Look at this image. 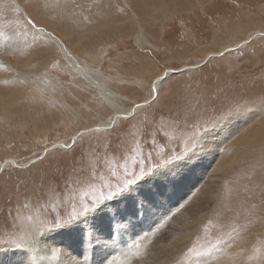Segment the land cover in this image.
<instances>
[{
    "label": "rangeland",
    "instance_id": "1",
    "mask_svg": "<svg viewBox=\"0 0 264 264\" xmlns=\"http://www.w3.org/2000/svg\"><path fill=\"white\" fill-rule=\"evenodd\" d=\"M187 2L0 0V264H264V35L247 40L264 0ZM103 87L134 110L111 123ZM216 130L221 180L182 214L208 178L167 199L193 173L169 166ZM158 175L146 195L166 204L140 191L120 208L140 216L76 224ZM28 224L39 240L26 247Z\"/></svg>",
    "mask_w": 264,
    "mask_h": 264
},
{
    "label": "bare ground",
    "instance_id": "2",
    "mask_svg": "<svg viewBox=\"0 0 264 264\" xmlns=\"http://www.w3.org/2000/svg\"><path fill=\"white\" fill-rule=\"evenodd\" d=\"M175 2L177 3V5L178 6H182V7H186L187 6V4H188V2H187V0H175ZM174 7H172V9L171 10H169V12H173L174 10ZM139 26V25H138ZM139 29H140V27H139ZM142 29L143 28H141L140 30H137L136 31V35H135V37L137 38V41L138 42H143V40L145 39L144 38V35H143V31H142ZM42 30H44V31H46V32H48L51 36H53V37H55L53 34H52V32H50V31H48V30H46V29H42ZM261 35H264V31L263 32H261V31H256V32H254V33H252V34H250L249 35V37L247 38V40H249V39H251V38H257L258 36H261ZM247 40L245 41L244 40V42L243 43H241V44H245L246 42H247ZM240 43H238V45H239ZM240 44V45H241ZM237 45V46H238ZM239 45V46H240ZM63 48H64V50L72 57V59L73 60H75V56L73 55V54H70V51H69V49L66 47V46H64L63 45ZM237 48V47H236ZM229 48H225V50L223 51V52H225L226 50H228ZM222 53V52H221ZM212 55H218V54H214V53H212V54H209L208 56H212ZM220 55V54H219ZM207 56V57H208ZM205 60V59H204ZM203 60V61H204ZM85 72L84 73H86V70H90V69H86L85 67H83L82 68ZM90 72V71H89ZM172 72H175V71H172ZM88 73V72H87ZM87 75V74H86ZM88 75H89V73H88ZM93 76V75H92ZM94 77H96V76H94ZM165 77V76H164ZM160 80V78L159 79H157L156 80V82L157 81H159ZM97 83L99 82V81H97V80H95ZM154 83V93H155V95L157 94L156 93V91H157V83ZM100 86V85H99ZM102 87V86H101ZM104 88V87H103ZM102 89V88H101ZM106 88H104V89H102V91L101 92H103V94L108 98V102L110 103V104H112V106H113V108H114V117L111 119V123H113V122H115L116 120H117V118L119 117V116H122V115H129V113H131L132 112V109H133V107H131L129 110H125L119 103H118V101H122L121 99H125V97H122V96H120V95H118V94H113L112 92L111 93H109V91L108 90H105ZM149 100V99H148ZM147 100V101H148ZM147 101H145V102H147ZM139 105V104H138ZM111 106V105H110ZM137 106V105H136ZM136 109V108H135ZM134 110V109H133ZM131 111V112H130ZM229 123V122H228ZM243 123H241L240 125H242ZM238 126H239V124H235L234 126H233V128H238ZM230 128V127H229ZM230 130H231V128H230ZM219 131V130H218ZM217 130L213 133L212 131H211V133L209 134V135H207V141H205V143H204V145H203V148L202 149H197V150H195V152L192 154V155H190V156H188L185 160H183L181 163H179V164H175V165H172V166H169V170H171L172 172L173 171H177V172H180L181 174H186V173H189V172H193V173H190L189 174V176L187 177V179L185 180V181H183V182H174L172 179L169 181V183L167 184V186H166V188H165V196H166V198L167 199H169V198H171V196H172V194H174V190H175V188H176V184H182V183H184V182H186V183H188V182H193L194 184H197V183H199V182H201L203 179H200L199 177H198V175H205L208 179L205 181V183H203L204 185L203 186H201L202 188L200 189V191H199V188H198V194L197 195H194L193 194V196H195V198L191 201V203L189 204V205H187V208L186 209H184V211H183V213L182 214H184V212H186V210L187 209H191V206L190 205H194V204H197V203H195L196 201H198L199 199H200V197H203L202 196V194L203 193H205V191H206V189L207 188H209V187H211V184L213 185V186H217V184L219 183V181L221 180V171L223 170V168H224V163H223V159H221V158H219L218 156H217V154H218V152L216 151V149H217V146L216 145H214V144H216V142L214 143V140L215 139H217V138H215V136H219V132H218ZM221 131V130H220ZM224 131H225V129H224ZM227 132V131H226ZM218 133V134H217ZM228 133V132H227ZM232 133V132H231ZM217 134V135H216ZM228 134H230V132L228 133ZM222 139H223V137H222ZM225 139V138H224ZM211 143H210V142ZM227 141V140H226ZM208 142V143H207ZM211 147H214L213 149H211ZM219 151V150H218ZM197 156H199V157H197ZM219 158V159H218ZM8 163H13V164H15L16 162L14 161V160H8L5 164H3L4 166L5 165H7ZM185 163H187L188 165H184V166H182L181 167V165H183V164H185ZM181 167V168H180ZM210 168H212V172H209L208 170L210 169ZM162 172H160L161 174L163 173V171L164 170H161ZM161 178V175H158V176H151V177H149V178H147V179H145V180H143L142 182H140L139 184H137V185H135V186H133V187H131V189L129 190V192H126V194L125 195H123V196H121V199H119V200H117V203H116V206H112V205H102L100 208H98V209H96L95 211H93L92 213L93 214H91L93 217V219H91V221L90 220H87V219H83V218H81L78 222H76V224H80L81 226H85V225H87V224H99L98 222H101L102 221V223H100L101 225H107L111 220H110V214H109V208L110 209H113V210H115L114 212H113V217H114V220L116 221V222H120V224H122L123 222H125V220H126V217L127 216H135V217H138V216H140L141 215V212L143 211L142 210V207H140L139 208V210H137L136 211V213H133V214H131V213H127L125 210H123V209H121L120 210V208H127V206L129 205V204H131V202H134L135 201V196H136V193L138 192H140L139 194H138V197L140 198V197H144L146 194H147V191H150V190H152L153 189V186H154V184L155 183H157V182H159V179ZM189 179V180H188ZM189 185V184H188ZM192 185V184H191ZM198 185H201V184H198ZM180 186V185H179ZM190 186V185H189ZM184 193V192H183ZM211 193V192H210ZM156 194H154V192L152 193V194H150V195H146L144 198H143V202L142 201H138L139 203H145V205H146V207H148V206H153V205H157V204H159V203H164V204H166V202L163 200V199H160V196L158 197V199L156 200ZM184 197V196H183ZM189 199V198H188ZM107 202V201H106ZM189 203V202H188ZM105 204V203H104ZM190 206V207H189ZM195 206V205H194ZM201 206V205H200ZM186 207V206H185ZM189 207V208H188ZM105 208V209H104ZM103 209V210H102ZM134 209V208H133ZM132 209V210H133ZM198 209H199V211H198ZM102 210V211H101ZM201 210H202V207H200V208H197V211L198 212H196L195 213V219H199V218H201L202 216L201 215H203L202 213H201ZM132 212V211H131ZM134 212V211H133ZM112 213V212H111ZM187 213V212H186ZM200 213H201V215H200ZM181 214V215H182ZM181 215H179V216H177L176 218H175V220L176 219H178ZM201 216V217H200ZM88 218H89V216H87ZM131 219H134V218H132V217H130V220ZM174 220V217H173V221H175ZM179 220V219H178ZM85 221H89V222H85ZM172 221V220H171ZM194 218L193 217H191V219H189V220H187L185 223H183L182 225H181V227H179L180 229H181V231L182 230H185V229H187V228H189V227H195V224H194ZM161 224V223H160ZM164 224V223H163ZM169 224V223H168ZM199 224V223H198ZM124 225V224H123ZM90 226V225H89ZM158 229H159V231L161 232V230H160V228L159 227H157ZM25 229H27L29 232V239L27 240V237L25 238V234H22V242L24 243V245L27 247L29 244H31V242H34V241H37V240H39V233H37V228L34 226V224H28V228H25ZM109 229V228H108ZM154 229V228H153ZM94 230V229H93ZM100 230V229H99ZM53 232H55V231H52V233ZM63 232V231H62ZM195 232V231H194ZM60 233V232H59ZM96 233V232H95ZM154 233H155V231H154ZM109 235V234H108ZM191 235V234H190ZM119 236H121V238H124V232H120V234H119ZM188 236V235H187ZM193 236V235H192ZM192 236H189L188 237V239H186V243H188L190 240H191V238H192ZM50 237H52V236H50ZM54 237V236H53ZM44 238V237H43ZM127 238V240L125 241V243H127L128 244V246H131L134 242H132V239L130 238V237H126ZM64 241V240H63ZM153 241H154V239H153ZM59 244H61V243H59ZM23 245V244H22ZM23 245V246H24ZM53 245V244H52ZM47 246V245H46ZM142 246V245H141ZM140 246V247H141ZM151 246V245H150ZM143 247V246H142ZM61 248V247H60ZM60 248L58 249V250H60ZM67 248V247H66ZM69 248V247H68ZM69 249H72V248H69ZM24 250V249H23ZM57 250V252H59ZM67 250V249H66ZM141 250H143V248L141 249ZM155 250V249H154ZM144 251V253H145V249L143 250ZM150 251H153V250H150ZM31 252H33V250H31ZM67 252V251H66ZM60 253V252H59ZM59 253H58V255H56V256H59ZM72 253V252H71ZM147 253H149V252H147ZM146 254V253H145ZM177 254H179V253H177ZM1 255V254H0ZM68 255V254H67ZM66 255V256H67ZM70 255H73V254H70ZM70 255H68V256H70ZM151 255H152V253H151ZM151 255H149V256H151ZM160 255V254H159ZM34 256V255H33ZM134 256V255H133ZM140 256V255H139ZM157 256V255H156ZM74 257V256H73ZM141 257V256H140ZM176 257V256H175ZM62 258V257H61ZM130 258H132V257H130ZM142 258H143V253H142ZM147 258H149V257H147ZM157 258V257H156ZM174 258V257H173ZM50 259V258H49ZM59 259V258H58ZM64 259V258H63ZM74 259H75V257H74ZM126 259V258H125ZM128 259V258H127ZM133 259H135V258H133ZM137 259V258H136ZM150 259H151V257H150ZM67 259H65V262H67L66 261ZM138 260V259H137ZM155 259H153V261H154ZM163 260V259H162ZM172 260V259H171ZM70 261V260H69ZM72 261V260H71ZM124 261V260H123ZM126 261V260H125ZM124 261V262H125ZM128 261V260H127ZM141 262H142V260H140ZM149 260L147 259V262H148ZM150 261H152V260H150ZM156 261V260H155ZM155 261H154V263H155ZM165 261H169V259H167V260H165ZM139 262V261H138ZM170 262V261H169ZM30 263V262H29ZM62 263V262H61ZM64 263V262H63ZM121 263V262H120ZM136 263V262H135ZM145 263V262H144ZM149 263V262H148ZM152 263V262H151ZM153 263V264H154ZM159 263V262H158ZM166 263V262H165ZM36 264V263H35ZM67 264H69V263H67ZM76 264H77V262H76ZM127 264H128V262H127ZM131 264V263H130ZM133 264V263H132ZM139 264H141V263H139ZM156 264V263H155ZM167 264V263H166Z\"/></svg>",
    "mask_w": 264,
    "mask_h": 264
},
{
    "label": "snow or ice",
    "instance_id": "3",
    "mask_svg": "<svg viewBox=\"0 0 264 264\" xmlns=\"http://www.w3.org/2000/svg\"><path fill=\"white\" fill-rule=\"evenodd\" d=\"M136 181H135V179H133V180H129L127 183L129 184V185H131V184H133V183H135Z\"/></svg>",
    "mask_w": 264,
    "mask_h": 264
}]
</instances>
